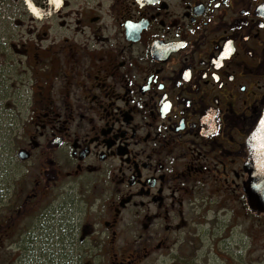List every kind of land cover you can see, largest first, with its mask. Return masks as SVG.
<instances>
[{
  "label": "flooded vegetation",
  "instance_id": "1",
  "mask_svg": "<svg viewBox=\"0 0 264 264\" xmlns=\"http://www.w3.org/2000/svg\"><path fill=\"white\" fill-rule=\"evenodd\" d=\"M16 21L0 38V93L15 109L41 79L46 192L65 177L76 198L46 210V226L23 223L34 198L0 211V264L41 259L36 229L46 238L65 214L52 228L68 234L62 264H82L98 234L82 206L98 203L100 225L158 264L208 205L242 207L247 142L264 117V0H46L43 38L27 43ZM121 249L114 264H134Z\"/></svg>",
  "mask_w": 264,
  "mask_h": 264
},
{
  "label": "rangeland",
  "instance_id": "2",
  "mask_svg": "<svg viewBox=\"0 0 264 264\" xmlns=\"http://www.w3.org/2000/svg\"><path fill=\"white\" fill-rule=\"evenodd\" d=\"M31 1L40 10V18L28 11L25 0H0V38L6 37L4 32L9 34L12 28L16 31V18H18L23 25L21 31L24 32L25 43L30 40H42L46 27V0ZM29 25L33 26V29ZM18 30L22 33L19 28ZM29 81L34 86L33 93L31 92L34 101L32 98H26L24 91L19 92L18 105L15 109H11V100H3L11 96L0 93V211L2 214H7L11 206L21 208L27 204V197L34 198V201H29L27 206L32 207L23 220L24 224L27 222L32 227L37 224L46 226V223H39L46 218V210H49L47 214L55 212L59 215L60 211L62 214L64 204L72 201L76 195L68 196L63 189L68 184L65 177H62L59 186L46 192L44 174L46 166L43 167L46 163V138H39L46 133V124L43 121L42 110L38 109L35 103L41 100L43 84L37 75H32ZM27 100L29 103H35L33 108L30 109L26 105ZM6 102L10 104L6 105ZM22 150L30 153L27 160L19 159L18 154ZM100 197L99 195L98 201L102 200ZM97 204L92 207L82 206V224L89 228L98 225V234L86 241L88 242L86 246L89 248H83L82 264H114L119 257L115 253L121 251V248L126 251L124 258H135L134 264H158L154 255L149 256L150 258H144L143 254L138 255L139 251L134 249L136 246L133 247L135 243H132L130 235L127 238H115L113 231H118L117 228L106 229L104 225L101 226L102 220L96 212ZM237 206L238 204L228 201L225 206L208 205V216L204 224L186 230L187 236L182 234L172 251H166L168 253L165 255L168 257L164 258V264H264V216L252 218L244 198L242 207ZM102 211L103 209L100 213ZM56 222L67 225L69 223L67 214L65 217L55 218L51 222L52 228ZM52 228L46 232L44 239L45 234H40L41 229H36V234L41 237L39 239L41 243L38 242L37 247L44 245V250L41 259L35 256L34 264H37V261L45 264H62L73 260V255H64L69 253V249L65 250V253L59 251V248H63L68 241V234L60 238L61 234L59 236ZM91 246H94L93 251ZM114 246L115 250L112 249Z\"/></svg>",
  "mask_w": 264,
  "mask_h": 264
},
{
  "label": "water",
  "instance_id": "3",
  "mask_svg": "<svg viewBox=\"0 0 264 264\" xmlns=\"http://www.w3.org/2000/svg\"><path fill=\"white\" fill-rule=\"evenodd\" d=\"M249 158L245 164L248 180L244 183V193L250 211L264 214V117L247 142ZM29 153L19 152L20 160H27Z\"/></svg>",
  "mask_w": 264,
  "mask_h": 264
},
{
  "label": "bare ground",
  "instance_id": "4",
  "mask_svg": "<svg viewBox=\"0 0 264 264\" xmlns=\"http://www.w3.org/2000/svg\"><path fill=\"white\" fill-rule=\"evenodd\" d=\"M28 2V6H29V12L33 15V16H36V17H39L40 18V13H39V10L36 8V6L34 4H32L31 1L27 0ZM35 8L36 11L34 12L32 9Z\"/></svg>",
  "mask_w": 264,
  "mask_h": 264
},
{
  "label": "snow or ice",
  "instance_id": "5",
  "mask_svg": "<svg viewBox=\"0 0 264 264\" xmlns=\"http://www.w3.org/2000/svg\"><path fill=\"white\" fill-rule=\"evenodd\" d=\"M50 2H52V3H56L57 6H59V0H50ZM32 10H33L34 12L36 11L35 8H33Z\"/></svg>",
  "mask_w": 264,
  "mask_h": 264
}]
</instances>
